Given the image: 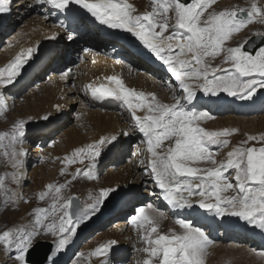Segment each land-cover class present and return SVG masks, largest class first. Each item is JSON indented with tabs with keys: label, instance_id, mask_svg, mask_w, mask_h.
<instances>
[{
	"label": "snow or ice",
	"instance_id": "snow-or-ice-1",
	"mask_svg": "<svg viewBox=\"0 0 264 264\" xmlns=\"http://www.w3.org/2000/svg\"><path fill=\"white\" fill-rule=\"evenodd\" d=\"M36 3L60 11L75 5L100 25L130 34L174 78L176 87L167 85L172 103L162 102L154 92L126 86L116 74L105 77L107 84L92 82L83 88L93 100L119 101L130 115L133 130L142 134V143L146 145L147 175L161 190L159 195L167 205L184 209L196 204L216 217H235L264 230V146H247L252 141L264 144V135L259 138L248 135L246 140L233 146L224 159L217 160L219 153L229 148L228 138L238 130H206L201 123L215 117L208 111L188 107L197 91L251 100L258 89H264V46L250 38L235 46L231 44L234 36L249 25L264 24V6L253 2L250 8L216 11L213 5L217 0H151V11L141 12L131 0H36ZM7 5L8 0H0V13L8 11ZM253 35L264 44V33L254 32ZM72 38L68 36L69 40ZM34 52L32 47L22 50L6 67L0 68V115L8 109L3 89L18 82ZM217 58H221V62L213 66ZM70 73L71 69L65 71L61 79H67ZM56 108L60 110L59 105ZM43 119L49 117L45 115ZM25 125L26 120L20 119L11 131L0 133V157L12 169L0 175V191L12 192L4 199L5 206L18 203L20 198L16 190L7 187L6 181L19 187L23 180L28 155L24 148ZM117 140L115 134L101 136L65 155L60 175H71L72 180L49 183L46 190L38 193L39 201L47 199L49 203L46 208L33 210L35 219L31 230H5L0 234V245L6 254L15 250L17 264H28L27 254L41 235L54 238L57 252L65 250L80 225L99 212L110 194L117 191L108 187L100 189L95 196L89 194L88 200L92 203H85L83 207L74 204L76 197L63 194L81 175L88 180L96 179L94 170L102 150ZM166 141L171 143L160 151ZM77 163L84 168L78 167L69 173L67 166ZM201 164L210 166H198ZM229 192L232 195H226ZM166 218L164 211L151 204L136 209V214L131 216V225L146 245L138 251L146 253L147 258L137 264H206L208 250L213 246L209 236L184 219H174L181 229L179 233L172 230L161 233L160 222ZM116 244V240H109L88 256L103 257L100 264H110L108 256ZM258 255L264 257V252ZM73 264H79V259Z\"/></svg>",
	"mask_w": 264,
	"mask_h": 264
},
{
	"label": "bare ground",
	"instance_id": "bare-ground-1",
	"mask_svg": "<svg viewBox=\"0 0 264 264\" xmlns=\"http://www.w3.org/2000/svg\"><path fill=\"white\" fill-rule=\"evenodd\" d=\"M239 1H243L244 5H248L249 8L253 2H255L258 6H264V0H217V3L215 5H213V9H215L216 11L225 10V9H233V7L235 5L241 3ZM28 2L30 3V5L26 4ZM132 3H134L138 7V10L141 12H143L145 10L151 11V7H152L151 0H137L136 2H132ZM8 6L14 7V13H13V16L11 17L9 22L4 23V24H0V29L3 28V26L5 24L8 25L7 28L9 29L7 32H3L4 35H7V37L5 38V43H9V44H6V46H4L3 52H1V54H0V65L2 64L0 68L6 67L7 64L10 63L14 59V57L17 54H19L22 50H25L29 47L35 48L42 41H44V42H58L63 47H64V45H69L68 44L69 42L74 41L72 43L76 46H73L72 48H74L75 50H80V49H86L85 47L87 46L88 41L85 40L83 43H80V42L78 43L77 39H79L80 36H83V38L87 39V37H86L87 35L90 36V38H91V40H90V53H89L90 63L84 62L81 66H79L78 70L81 69L80 71L82 72V73L80 72L81 74L79 73L81 77L78 75L80 77L79 81H72L74 91L71 93L72 94L75 93L76 97L78 96L79 99L83 100L81 108L83 106H84V108H83V110H81V113H80L81 116H78V119H80V121L77 123V126L75 128L69 130L68 132H66L63 135L64 140L63 139L61 140L62 144L59 147L55 148V150H53L51 152V155L49 158L50 163L49 162L48 163L52 166H55V173L53 172L52 174H49V175H47L48 174L47 173L45 175L46 172L44 170V172H45L44 174L43 173L41 174V172H42L41 171L40 173H37V174H39V176H37V175L33 176V179H31V180L35 184L34 188L31 189V191L27 190V197L25 198V200H28L27 203L29 205L26 206V205L22 204L19 207L22 209L23 213L28 218V221H30V224L33 223L34 219H35V216H34L32 210H34L37 207H41L40 205H42V206L46 205V203L48 201L47 199L45 201H39L38 193L42 190H46L47 184L56 183L58 178L60 176H62V175H60V170H61V168H63L65 166L62 163L65 155H70L71 152L75 148H78V147H81L85 144H89V143H93V142L97 141L101 136H111L113 134L118 136V140L115 143L122 145V148L120 149L116 159L112 163L116 166L117 164L122 165L123 163L127 162L126 166H119L118 170L121 167H122V169L118 173H116V174L111 173L109 175V178H107L108 180H104V181L99 182V183L90 181L91 183L89 182V184H88L85 182V181H87V179L84 178L82 175L80 177H78L76 180H73L72 183H76L77 181H80L82 183L79 187L80 189L78 190V192L84 196L85 200H88L89 194H92L94 196L97 195L99 193L100 189H102V188H108V187L116 188L117 191L113 194H110L111 197L113 196L111 198V199H113V203H115V200L118 198H125L127 196L129 197L131 195V192L134 190V188L140 187L142 190V191H140L142 196L149 195V196H153V197L144 200L143 204H140L137 207L138 208H141V207L147 208V206L149 204H151L154 207L158 208L159 205L161 204V197H162L159 195L160 189L158 187H156L154 181L147 175L148 170H147L146 165H147L148 153L146 152V145L144 143H142L143 137H141L139 135L138 130H133L132 121L130 120L131 119L130 115L125 111V109L121 106V104L119 106H115L111 109H105V108L99 106L95 102V100H93L91 98L90 94L85 93L83 88H84V85H86L88 83L95 82L97 84L99 82L98 77L103 73L118 72L120 70L124 74L126 81H127V84L130 87H132V86H134L135 78L130 74L129 69L133 67V68H138L141 71V73L139 75L140 77L137 78L138 83L137 84L135 83L137 88H142V89L147 88L150 91L154 90V88H155L159 91V99L162 102L172 103L173 101L170 99L171 96H167L165 94H162L159 90V87H157V86H160L159 84H157V83H160V82H158V80H163L165 78V76L157 73L158 80H156V78L154 79L152 77V76H154V74H152V73H156V72L153 71L148 65H146L139 58L132 57L131 54L129 53L130 49L123 46V44H121L120 42H112L111 44L103 43L102 41H100L98 39L99 32L92 30L86 24V22H84L83 20H80L77 23V25H75L73 27V30L68 32L65 30L64 27L60 28V27H54L53 26L52 18L57 17V14H55L53 12H49L48 5H40V4L36 3V0H16L15 2L13 0H8ZM210 11H211V9H210ZM32 12H34V14H32V15H34V17L29 18L30 20H28V24H26L25 28L22 29L21 32H19V34H18L19 37L17 36V34L12 35V33L16 29V27H13V25L17 24L18 20L21 21V19L19 17H21V16L25 17L28 13L31 14ZM14 15H17V16H14ZM85 15H87L88 17H91L87 13H85ZM205 15H207V13ZM45 17H47V18L45 19ZM12 20H14V21H12ZM59 21L62 22V20H59ZM9 24H11V25H9ZM255 26H257L258 28L261 27V28H263L261 30H264V24L254 23L252 25H249L247 29L243 30L241 33L236 34L234 36L233 40L231 41V44L233 46H235L238 42H242L244 39V36L248 32V29L254 28ZM69 35H71L73 37L71 40L68 39ZM118 35L122 38L123 42H125L126 44L137 45L138 51L142 56H144L146 58H154L145 49H143L142 46L139 45L138 41H136L135 38L131 37L130 34H127V33H124V32H121L118 30ZM53 36H55V39L52 38ZM63 47L61 48V50L64 49ZM65 52L66 53L62 54L60 52V48H59V51L57 52V54L54 53V57L49 58L47 60L44 59L41 62H40V54L34 53L32 59L22 69L20 77L17 78L18 82L14 83L13 85H9V86L12 87V86H15L17 83H19L22 79L23 71L25 69H26L25 72L29 71L32 66H34V67H36V69L40 70V73L39 74L37 73L38 76H41L45 71L49 70L50 68L56 69V68L60 67L61 65H63L64 57L68 53L66 51V49H65ZM99 52L101 53V55ZM117 55H119V57H118L119 60L114 65L112 62V58H116ZM52 59H55V63L51 67L50 60H52ZM122 60H125L127 64H125V62H123ZM128 60L130 61L129 63L127 62ZM121 64H123V66H120ZM56 66H58V67H56ZM51 76H54L53 72H51ZM55 80L56 79L51 80L52 81L50 84L52 86L51 89L46 88V85H44L42 88L38 89L39 93L41 91H43V94L46 95L45 97L42 98V96L37 95L39 93L35 92V93H32L33 95L31 98L25 97L23 99V105L17 104V101H15V104H14V106L17 109L15 111V114H13V116H12L14 121H18L20 119H25L27 121V120H29L28 119L29 114L32 115L31 118L38 120L37 122H38L39 126L36 127V132L39 134L41 133L40 134L41 140L39 142L40 144L48 143V142H46V140L48 138V134H50V133H48V134L43 135L42 132L45 133L47 129H49V131L51 132V131H54V129H56V128L59 129L61 127L64 130V129H66V128H64V126H66L70 122V120L72 121L71 113H70V118L63 119L62 114H61L62 112H54L53 111L54 105H58V104L63 106V108L66 111H68V109H70V106L73 102V99L75 98V97L73 99L71 97L67 98V93L69 92L66 89L67 87L65 88V86H63V84H62L63 82L61 83L59 81L60 82L59 84L55 83L56 82ZM70 80H74V79L71 77ZM49 81H50V79H49ZM166 82H167V85L172 84V82H168V81H166ZM65 83H66V81H65ZM167 85H166V88H167ZM175 86H176V84L173 85V87H175ZM68 89H69V87H68ZM16 90H17V88L12 93L9 91V89L6 90V87H5L3 89V92H5L4 94H7V96L9 95V97H7V99L9 98V100H12V99L14 100V99L18 98V96L21 92V90L20 91L19 90L16 91ZM261 90L264 93V89H261ZM221 94H222V96L226 95L224 93H221ZM202 96L208 97L211 95L203 94ZM213 97H216V96H213ZM192 103H194V100ZM47 105H48V110H46ZM234 113H231V114H234ZM45 114H47L49 119L43 120L41 118V116L44 117ZM77 114L79 115V112H77ZM237 115H240V114H237ZM234 117H238V116L234 115ZM241 122L244 123V121L240 120L239 123L241 124ZM201 124L203 126V122ZM259 126L261 128H263V129H261L262 132L260 131L261 136H262V135H264V122H262ZM51 127H54V129L50 130ZM102 127H104V129H102ZM9 128H12V127H9ZM228 128L229 129H237L234 126L228 127ZM217 130H220V129H217ZM124 132H128L129 134L127 136H124L123 135ZM246 139L247 138L244 139L240 135H237L236 137L233 138V141L235 143V146H237L242 141H244ZM49 141L54 142V139H53V141H51V139ZM138 141L140 142L139 144L142 145L141 146L142 148L139 147V145H137L136 142H138ZM170 143H171V141H166L165 145L166 144L168 145ZM113 146L114 145H109L107 148H104L102 150V155H101V157L98 158V160L99 161L105 160V159L108 160L109 158H106V153ZM166 148H167V146L163 147L160 151H164V150H166ZM131 150L134 151V157L135 158L133 159V161L130 162V157H129V155H127L128 154L127 151H131ZM129 154H130V152H129ZM57 158H59V159H57ZM141 160H144L145 163L141 164L140 163ZM99 161L97 163H99ZM25 163H26V161H25ZM86 163H87V161H85V164ZM25 166H26V164H24V169H23V172H24L23 180L26 181V180H28L27 179L28 176H26V173H25L26 172ZM203 166H204V164H203ZM78 167L83 169L84 165H80L79 163L72 164V168H70V166L68 165L67 169H68L69 173H72V172H75V169ZM108 169H109V173H110L111 169L109 167H108ZM49 171H51V170H49ZM95 175H96V172H95ZM97 175H96V177H98ZM96 179H94V180L96 181ZM68 180H72L71 175H70V177L67 176L65 182ZM77 184H78V182H77ZM149 184H151V185H149ZM75 187H77V186H75ZM10 188L11 189L16 188V185H15V187H14V185L11 186ZM226 195H232V193L229 192V193H226ZM86 203L90 204V203H92V201H86ZM104 206L102 205L101 207L104 208ZM161 206H163V205L161 204ZM166 207H167V210H166L167 213L166 212L165 213H166L167 218L161 220L160 227H159V229H160L159 231L162 233H164L163 232L164 227H165L164 224H167L170 221L171 216L173 217V215H171V213H172V211L175 210V209H172L169 205H166ZM102 208H100L99 212L95 213L94 215H91L90 219L85 220V222L83 224H81L80 227L77 229V233L81 229H83V228L85 229L87 226L93 227V229H98L96 232L98 234V236L96 238H98L100 240V241L98 240L99 242L96 243V244H98V246H100L103 243H106L107 241H109L111 239H117L119 241V244L124 248V250H128V251L130 250L128 252V254H126V255L124 254V256L122 257V260L119 261V263H121L127 259V255L129 256L131 249L133 248V245H134L132 242L133 241L132 236H131L132 239H131V237L126 239V238H124V236L122 234L130 226V222H127V220L124 218H119V220L115 223L116 227L114 228L113 231L103 232V230H101V226H100V225H104V222L100 218ZM186 209H188L189 211H192L194 214L197 213L196 212L197 209L195 208V204L193 205V207L186 208ZM123 216H119V217H123ZM187 217L190 219L189 221H191V223L196 222L195 217L192 214L189 216L187 215ZM183 218H185V216ZM227 220H228V222L232 223L233 218L227 217ZM238 221H243V220L239 219ZM243 222H245V221H243ZM245 224L247 225V227H250V228L253 227L252 225H249L247 223H245ZM127 232H129V231H127ZM76 238H77V235L73 238V241L68 245L69 246V252H66L67 255H69L71 250L75 247V245L77 243ZM238 240H239V238H238ZM234 243H235L234 244L235 246L241 244V243L238 244V241H236ZM94 246H96V245H94ZM248 246L255 247L256 244L251 243V244H248ZM67 250H68V248H67ZM89 250H90V248H89ZM91 250L94 251L95 249H91ZM92 259H93V261H92L93 264H100V261L103 259V257H92ZM50 260L51 261L54 260L55 263L57 261L55 257H52ZM108 260L110 261V264H113L110 256H108Z\"/></svg>",
	"mask_w": 264,
	"mask_h": 264
},
{
	"label": "rangeland",
	"instance_id": "rangeland-1",
	"mask_svg": "<svg viewBox=\"0 0 264 264\" xmlns=\"http://www.w3.org/2000/svg\"><path fill=\"white\" fill-rule=\"evenodd\" d=\"M136 1L137 0H131V2H136ZM239 2H241V3L235 5L233 8H237V9L241 8V7L249 8L248 5H244L243 1H239ZM26 4L30 5L29 2ZM32 14H34V12H32L31 14L28 13L25 17L24 16L19 17L21 19V21L18 20V23L13 25V27H16V29L12 33V35L17 34V36L19 37V35H18L19 32H21L22 29L25 28L26 24H28V20H30L29 18L34 17V15H32ZM14 16H17V15H14ZM12 21H14V20H12ZM9 25H11V24H9ZM7 26H6L5 31L4 30L1 31L2 28L0 29V31L2 32V33H0V35H1L0 36V54H1V52H3L4 46H6V44H9V43H5V38L7 37V35L3 34V32H7L9 30L7 28ZM261 29H263V28H261V27L258 28L257 26H255L254 28H249L247 34L244 36V39L245 38H251L252 36H254L253 35L254 32L264 33V30H261ZM86 37H87V39L83 38V36H80L79 39H77V41H78V43L79 42L83 43L85 40H87L88 43H87V46L85 47L87 50L86 49L75 50L74 48H72L73 46H76L72 43L74 41L69 42L68 43L69 45H64V47L68 53L64 57L63 65H61L60 67L56 66V67H58L56 69L50 68L49 70L45 71L42 74L43 76L42 75L38 76V75H35L34 73H32V75H34L36 77L34 78V80L30 81L25 88L21 89V92H20L17 99L9 100V98L7 99V97H9V95L7 96V94H4L6 99H7V102H10V101L11 102L7 103V105H8L7 111L3 115H0V133L11 131V128H9V127H12L13 124L16 122L12 118L13 114H15V111L17 110L16 107L14 106L15 101H17V104L23 105V99L25 97L31 98L33 95L32 93H35V92L39 93L38 89L42 88L44 85H46V88L51 89L52 86L50 84L52 82L51 81L52 79H56L55 83H57V84H59L60 82L61 83L63 82L62 83L63 86H65V88L67 87L66 89L70 92L69 93L66 90L68 92L67 98L68 97H71L72 99L74 97L75 98L73 99V102L70 106V109H68V111H71L72 121L70 120V122L66 126H64V128H66L64 130L62 129V127L59 129H57L56 127H55L56 129H54V127H51L50 130L54 129V131H55V132H53L54 134H52V133L48 134L49 132L48 133L42 132L43 135L48 134V138L46 140V142H48V143L44 144L45 145L44 147L38 148V146H39L38 142H40L41 136H37V137L35 136L36 135V128L34 129V131L30 130V128H29V126L34 125V124H35V126H37L38 120L31 118L32 115H30V114H29L30 116L28 115L29 120L26 121V125H25V140L27 142H25V144H24V148L26 149V151L28 153V155L25 159V161H26V163H25L26 164V166H25L26 172L25 173H26V176H28V178H27L28 180H26V181L22 180L23 182H21V185L19 187H17V185H16V188H12L13 190H16L18 192V195L20 197L18 200V203H16V204H9V205L5 206L3 201L6 197H10L12 195V192L11 191H8V192L0 191V234H2L3 231H5V230H13V231H15V230L30 231L31 230L33 223L30 224V221H28V218L23 213L22 209L19 208L20 205H22V204H24L26 206L29 205L28 203H25L24 201H25V198L27 197V190L31 191V189H33L34 185H35L31 179H33V176H35V175L39 176V174H37V173H40L41 171H42L41 174L42 173L44 174L46 172L45 175L47 173H48L47 175L52 174L53 172L55 173V166H52L49 164L50 163L49 158H50L51 152L53 150H55V148L59 147L62 144L61 140L62 139L64 140L63 135L66 132H68L69 130L75 128L77 126V123L80 121V119H78V116H81V114H80L81 110H83V108H84V106L81 108L83 100L79 99L78 96L76 97L75 93L72 94L71 92L74 91L72 81H79V79L81 77L80 74L82 72L80 71L81 69L78 70L79 66H81L84 62L90 63L89 53H90V40H91V38L88 35ZM65 49L61 50L60 52L63 54ZM100 55H101V53H100ZM122 61H124V60H122ZM220 62H221V58H217L213 62V66H215L216 64H220ZM54 63H55V59L50 60L51 67L54 65ZM125 64H127V63L125 62ZM1 65H0V67H1ZM223 66L226 67V65H223ZM68 69H71L72 74L70 73L69 76L67 77V79H61L63 73L65 71H68ZM29 71H27L26 73H29ZM132 71L133 70L130 71L131 75H133L137 79V77H139L140 73L139 74L136 73V72H138V70L133 71V72ZM51 72H53L54 76H51ZM37 73L39 74L40 70L37 69ZM71 77L74 80H70ZM49 79H50V81H49ZM169 79L172 80V77L170 76ZM169 79L158 80V82H160V83H157L160 85L157 87H159V90L161 91V93L165 94L167 96L172 95V93L168 90V88H166V85H167L166 81L171 82V81H169ZM65 81H66V83H65ZM20 82H22L20 86H22L25 83V78L23 75H22V79ZM136 83H138V82L136 81ZM175 84H176V82H174L173 85H175ZM134 85H135V82H134ZM68 87H69V89H68ZM7 88L8 87H6V90L9 89V91H10V88H8V89ZM39 94H37V95L42 96V98L46 96L43 94V91H41ZM190 107L192 108L191 105H190ZM47 109H48V105L46 107V110ZM196 111H206V110L198 109ZM77 112H79V115L77 114ZM231 113H233V112L228 111L222 115H218V116L213 115L215 117L214 120L203 122V126L201 124L202 127H204V128L206 127L205 128L206 130H217V129L222 130L224 128H228V127H232V126L237 128V130H238V132L234 133L233 136L228 138L230 140V146H229V148H226L219 153V155L216 157L217 160L224 159L226 156V153L229 150H231V148L233 146H235L233 138L236 137L237 135H240L244 139L247 138L248 135H255L258 138L261 136V132H262L261 129H263V128H261L259 125L262 122H264V111L262 113L258 114V116L242 115V117L241 116L240 117H234L235 114H231ZM45 115H47V114H45ZM68 115H69L68 118H70V113ZM66 117H67V115H66ZM41 118L43 119L42 116H41ZM240 120L244 121V123L241 122V124H240L239 123ZM102 129H104V127H102ZM50 139H51V141H53V139H54V142H50L49 141ZM136 143H137V145H139V147L142 146L139 144L140 143L139 141ZM247 146H249V147L254 146V147L259 148L261 146H264V144H261L259 141H252V142H249ZM127 152H128L127 155H129V157H130V162L133 161V159L135 158L134 157V151L131 150V151H127ZM129 152H130V154H129ZM126 164H127V162L123 163L122 165L117 164L115 166L113 163H110V164H108L102 168V170L99 172L100 174H98V170L96 171V175L98 174L97 175L98 177H96L97 178L96 181L87 179L88 182L87 181H85V182L89 184L90 181L99 183V182H102L104 180H108L107 178H109V175L111 173H114V174L118 173L122 169V167H121L118 170V167L119 166H126ZM69 166H70V168H72V165H69ZM199 166L209 167L210 165L204 164V166H203V164H201ZM108 167L111 169L110 173H109ZM44 170H45V172H44ZM49 170H51V171H49ZM11 171H12L11 167L9 165H6V163L4 162V158L0 157V175H6L7 173H10ZM67 176L70 177V175L60 176L58 178V180L56 181V184L65 183ZM77 182H78V184H77ZM77 182L69 184L68 187L64 190L63 194L66 197L71 195L73 197H77V198L81 199V204L84 206L86 201H90V200H85L84 196L78 192V190L80 189L79 187L82 183L80 181H77ZM6 184H7L8 188H10L13 185L15 187V184L10 183L9 181H6ZM149 185H151V184H149ZM75 186H77L78 188ZM112 197L109 196V198L103 204V206L105 205L104 208L101 207L102 209H101V217L100 218L104 222V225H101V230H103V232L113 231L114 228L116 227L115 223L119 220V218H124L127 220V222H130L131 216L136 214V208L138 209V207H134L132 209L131 208L127 209L128 211L124 214H117L118 212L116 211V209H110V207L113 203V199H111ZM26 201H28V200H26ZM143 202H141V203L143 204ZM48 203H49V201H47L46 205H43V206L40 205V206L43 208H46L48 206ZM137 206H139V205H137ZM161 210L165 212V210L163 208ZM32 212H33V210H32ZM119 216H123V217H119ZM172 219L174 220V217ZM164 226H165L164 230H163L164 233H168L170 230L175 231L177 233H179L181 231L179 226L176 225L174 223V221H172L171 219L167 224H164ZM97 230L98 229H93V227H90V226H87L85 229L84 228L81 229L76 234L77 235V238H76L77 243H76L75 247L71 250L72 253L70 252L69 255H67V253H66V252H69V246H67L65 250H62L59 252L56 251L55 244H54V238L50 235H48V236L41 235V236L37 237L34 244L38 241H47V242H50L53 244V246H54L53 251H52L51 255L49 256V259H48L46 264H50V261H51L50 259L52 257H55L57 260L55 264H73V262L77 261L78 259H79V264H93V262H92L93 259H92V257L88 256V253L92 251L91 249H96L97 247H99L98 244H96L100 241L98 238H96L98 236V234L96 233ZM127 231H129V232H127ZM122 234H123L124 238H126V239H128L129 237L132 236L133 237L132 242L134 244L133 248L131 249L129 256H127V259L125 261L121 262L122 264H137L138 261H143L145 258H147L146 253L138 251V249H142V248L146 247V245L143 242H141L137 231L134 229V227L131 225V223H130V226ZM132 237H131V239H132ZM234 244L230 240H228L224 243H221V244L219 242H216V241L213 242V246L208 250V254L206 256V264H264V257H261L260 255H258V253L264 252V250H257L251 246H244L243 244H240L239 246L238 245L235 246ZM94 245H96V246H94ZM67 248H68V250H67ZM89 248H90V250H89ZM81 253L84 254L83 257H81ZM14 256H15V250L14 249L10 253L6 254L3 246L0 245V264H17V262L14 260ZM119 261H121V260H115V261H113V264H117V263H119Z\"/></svg>",
	"mask_w": 264,
	"mask_h": 264
},
{
	"label": "water",
	"instance_id": "water-1",
	"mask_svg": "<svg viewBox=\"0 0 264 264\" xmlns=\"http://www.w3.org/2000/svg\"><path fill=\"white\" fill-rule=\"evenodd\" d=\"M251 39H255L259 46H263L264 44H260V40L257 37H253ZM251 51V49H249ZM79 203L81 206L80 201L77 198V201L74 202ZM52 251V244L47 242H39L34 245L32 249H30L29 253L27 254V261L28 264H45L48 256L51 254Z\"/></svg>",
	"mask_w": 264,
	"mask_h": 264
}]
</instances>
